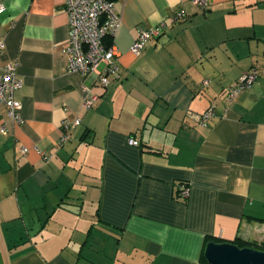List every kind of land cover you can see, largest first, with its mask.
I'll return each instance as SVG.
<instances>
[{"label": "crops", "instance_id": "obj_1", "mask_svg": "<svg viewBox=\"0 0 264 264\" xmlns=\"http://www.w3.org/2000/svg\"><path fill=\"white\" fill-rule=\"evenodd\" d=\"M113 1L118 77L84 109L85 87L101 90L68 69L64 0H0V74L15 62L23 82L21 122L0 106V264H210L208 242H264V0Z\"/></svg>", "mask_w": 264, "mask_h": 264}, {"label": "built area", "instance_id": "obj_2", "mask_svg": "<svg viewBox=\"0 0 264 264\" xmlns=\"http://www.w3.org/2000/svg\"><path fill=\"white\" fill-rule=\"evenodd\" d=\"M193 4L204 9L207 0H193ZM64 10L68 18V38L64 47L67 55V66L70 71L80 73L82 77L96 75L101 90L99 93L91 87H85L82 106L84 109L94 107L100 99L101 93L109 85L111 78L118 77L119 64L117 52L112 45H107L106 37L113 36L120 25V18L113 0H64ZM137 39L131 46V51L138 54L145 43L152 37L160 34V27L137 29ZM4 51V41L0 38V57ZM104 64L102 70L98 66ZM0 74V106L5 109L6 115L14 122H21V103L16 97L17 91L22 87V79L17 75L16 63H5ZM259 71L257 67H250L227 89L226 96L231 101L239 92L249 89L257 79ZM208 80L204 83L207 84ZM213 113V107L207 109L202 115L204 123ZM80 123L76 117L73 120L64 118L61 124V134L57 145L62 146L69 138L71 131ZM0 132L5 133L6 127L0 125ZM129 143L136 145L137 141L129 139ZM25 153L26 149H22ZM46 157L43 151H39ZM188 189L184 185L180 187V197H188Z\"/></svg>", "mask_w": 264, "mask_h": 264}, {"label": "water", "instance_id": "obj_3", "mask_svg": "<svg viewBox=\"0 0 264 264\" xmlns=\"http://www.w3.org/2000/svg\"><path fill=\"white\" fill-rule=\"evenodd\" d=\"M204 257L210 264H264V251L228 242H208Z\"/></svg>", "mask_w": 264, "mask_h": 264}, {"label": "rangeland", "instance_id": "obj_4", "mask_svg": "<svg viewBox=\"0 0 264 264\" xmlns=\"http://www.w3.org/2000/svg\"><path fill=\"white\" fill-rule=\"evenodd\" d=\"M76 166L81 171V173H84L86 171V168L83 167V164L81 163V159H79L76 162ZM84 196H85V190H82V197H84ZM78 208L80 209L79 211L81 212V220H83V221L87 220L90 223L91 218H92V214H93V207H92L91 203L87 199L82 198L80 200V205L78 206Z\"/></svg>", "mask_w": 264, "mask_h": 264}, {"label": "trees", "instance_id": "obj_5", "mask_svg": "<svg viewBox=\"0 0 264 264\" xmlns=\"http://www.w3.org/2000/svg\"><path fill=\"white\" fill-rule=\"evenodd\" d=\"M111 36L106 37L105 42L107 45L111 44ZM178 197H180V192L178 194ZM186 198H183L182 200H185ZM231 243L237 245L238 247H251L254 249L262 250L264 251V242L257 243L256 241H243L241 239H235Z\"/></svg>", "mask_w": 264, "mask_h": 264}]
</instances>
